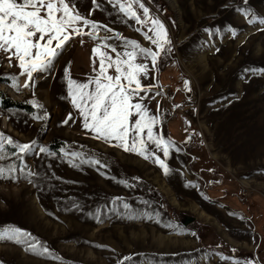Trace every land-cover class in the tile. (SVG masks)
Returning <instances> with one entry per match:
<instances>
[{
  "label": "rangeland",
  "instance_id": "1",
  "mask_svg": "<svg viewBox=\"0 0 264 264\" xmlns=\"http://www.w3.org/2000/svg\"><path fill=\"white\" fill-rule=\"evenodd\" d=\"M64 2L96 27L76 22L50 71L28 77L0 48V264H264V0ZM141 48L159 53L154 64ZM96 49L108 75L117 53L147 65L133 103L163 143L145 130L144 155L85 129L71 102L69 79L99 75Z\"/></svg>",
  "mask_w": 264,
  "mask_h": 264
},
{
  "label": "snow or ice",
  "instance_id": "2",
  "mask_svg": "<svg viewBox=\"0 0 264 264\" xmlns=\"http://www.w3.org/2000/svg\"><path fill=\"white\" fill-rule=\"evenodd\" d=\"M144 8L143 5H141ZM123 10V8H122ZM44 14L41 15V12ZM128 11L131 12L129 6ZM145 15L148 9L144 8ZM59 14V15H57ZM139 21L140 17H136ZM91 25L95 29L94 22L84 19L75 7H70L64 0H59V5L55 0H0V48H5L13 52L19 59L20 67L25 69L28 77L39 70L40 72L50 71L52 58L56 57L61 46L69 40L70 34L80 32V28L73 29L76 22ZM264 23V20L261 21ZM154 36L148 37L158 48H163V38L165 31L163 25L157 20L152 21ZM69 29H73L70 33ZM43 40L44 43H40ZM53 41H56L55 47ZM135 43V42H133ZM112 47L115 52L116 48ZM99 52V49H96ZM139 52L145 57L151 56L153 64L156 62L158 52H153L149 48H141ZM99 75L90 81L93 87L89 89V84H77L75 80L68 81V94L71 102L79 110L84 119L83 127L90 129L101 139H115L119 145L130 151H140L144 155V141L141 134L147 130V138L160 146L163 141L153 134L154 116H148L146 108L140 102L133 103V97L139 96L141 90L140 74L148 75L146 64L135 63L136 51L126 52V59H121L119 53L115 59V72L117 75H108L106 60L111 58L105 52H99ZM123 81H126L124 83ZM133 84L135 85L133 87ZM138 117L134 125L130 124L133 114ZM66 119L63 123L67 124ZM132 133V142L129 144V133ZM139 138V148L137 140ZM11 143V140L8 141ZM16 147L21 153L31 150L29 143L17 144ZM179 149H177L178 151ZM41 153L47 151L46 148L39 149ZM168 147H163L164 155H168ZM55 156L56 153H50ZM65 156L78 157L79 153L66 152ZM158 163L164 164L157 157ZM82 164L99 165L100 160L81 159ZM167 170V169H165ZM123 207L128 209L129 204L124 203ZM112 211V209H110ZM24 235H30L24 233ZM19 239V237H17ZM47 251V249H45Z\"/></svg>",
  "mask_w": 264,
  "mask_h": 264
},
{
  "label": "trees",
  "instance_id": "3",
  "mask_svg": "<svg viewBox=\"0 0 264 264\" xmlns=\"http://www.w3.org/2000/svg\"><path fill=\"white\" fill-rule=\"evenodd\" d=\"M6 100V103L4 104V106H10V105H19V103H17L16 101H12L11 99H9V98H6L5 99ZM58 142V141H57ZM74 144V146L75 147H80V145L79 144H77V143H73ZM49 148H51L52 150H56L57 149V143H55V142H50V146H49ZM82 149H86L87 151H90V152H92L93 150L92 149H89V148H86V147H81ZM96 154H97V156L100 158V160L101 161H103L104 163H109V159H108V157L105 155V153L104 152H102V151H97V150H95L94 151Z\"/></svg>",
  "mask_w": 264,
  "mask_h": 264
},
{
  "label": "bare ground",
  "instance_id": "4",
  "mask_svg": "<svg viewBox=\"0 0 264 264\" xmlns=\"http://www.w3.org/2000/svg\"><path fill=\"white\" fill-rule=\"evenodd\" d=\"M172 7L176 6V0H167Z\"/></svg>",
  "mask_w": 264,
  "mask_h": 264
},
{
  "label": "water",
  "instance_id": "5",
  "mask_svg": "<svg viewBox=\"0 0 264 264\" xmlns=\"http://www.w3.org/2000/svg\"><path fill=\"white\" fill-rule=\"evenodd\" d=\"M116 35H120V31H117V32H116ZM96 36H97V35H96Z\"/></svg>",
  "mask_w": 264,
  "mask_h": 264
}]
</instances>
